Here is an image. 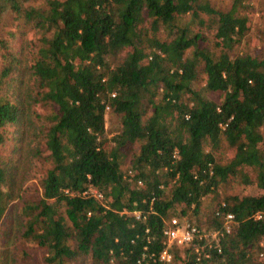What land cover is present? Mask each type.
I'll list each match as a JSON object with an SVG mask.
<instances>
[{
    "label": "trees",
    "instance_id": "obj_1",
    "mask_svg": "<svg viewBox=\"0 0 264 264\" xmlns=\"http://www.w3.org/2000/svg\"><path fill=\"white\" fill-rule=\"evenodd\" d=\"M251 2L0 0V264H262Z\"/></svg>",
    "mask_w": 264,
    "mask_h": 264
},
{
    "label": "rangeland",
    "instance_id": "obj_2",
    "mask_svg": "<svg viewBox=\"0 0 264 264\" xmlns=\"http://www.w3.org/2000/svg\"><path fill=\"white\" fill-rule=\"evenodd\" d=\"M254 4V14L251 16L252 17V23H251V30L248 34V38L246 39V43L242 45L241 47V52H248L251 55H256L258 51L261 50L262 47V33L259 32V28L261 26L260 19H259V13L257 12L260 9V4L261 6L264 5V0H252L251 2ZM207 98L215 99L214 96L207 95ZM105 128L107 130V135L108 137H112L117 133V121L114 118L106 117L105 121ZM9 146L6 147L8 149ZM31 175V174H30ZM32 178L37 179V177H33V174L31 175ZM35 181V180H34ZM241 193L242 194H249V195H260L262 194V191L256 188L255 185H245L241 187ZM93 195H96L94 191H92ZM7 215L11 218L13 216V211L12 209H9L7 212ZM15 225L14 218L11 219H6L5 221L0 222V255H1V250H2V243L4 241V236L3 233L5 234L6 230L9 232L11 235V232L13 230V227ZM179 225L183 228H186L188 224L185 221L179 222ZM231 225L229 224V227ZM259 259L262 264H264V255H260Z\"/></svg>",
    "mask_w": 264,
    "mask_h": 264
},
{
    "label": "built area",
    "instance_id": "obj_3",
    "mask_svg": "<svg viewBox=\"0 0 264 264\" xmlns=\"http://www.w3.org/2000/svg\"><path fill=\"white\" fill-rule=\"evenodd\" d=\"M233 221V217L231 215H228L226 217L225 222V230L226 232H229L231 229V226L229 227V224L231 225ZM199 231L195 228H183L179 225L178 221L176 219H173L170 221V226L165 230L164 234L167 238L168 245L170 244H177V245H183L189 243L194 235H198ZM218 234L213 233L211 235V238L215 240V242H218L217 238ZM163 260L169 261V257L164 252L161 256Z\"/></svg>",
    "mask_w": 264,
    "mask_h": 264
}]
</instances>
